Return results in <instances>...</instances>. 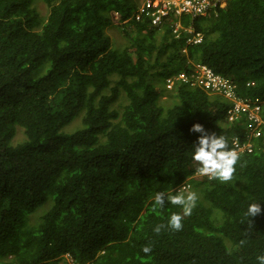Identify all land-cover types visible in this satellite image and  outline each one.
Masks as SVG:
<instances>
[{
  "label": "trees",
  "instance_id": "trees-1",
  "mask_svg": "<svg viewBox=\"0 0 264 264\" xmlns=\"http://www.w3.org/2000/svg\"><path fill=\"white\" fill-rule=\"evenodd\" d=\"M137 5L0 0V264H67L64 253L80 264H259L264 158L239 157L229 181L201 175L194 143L225 136L223 103L164 81L202 62L264 100V0L183 17L202 34L193 44L171 34V20L134 21ZM186 179L190 215L167 199L153 208L157 192L180 193ZM254 202L261 212L249 218ZM173 213L180 230L167 224Z\"/></svg>",
  "mask_w": 264,
  "mask_h": 264
},
{
  "label": "clouds",
  "instance_id": "clouds-1",
  "mask_svg": "<svg viewBox=\"0 0 264 264\" xmlns=\"http://www.w3.org/2000/svg\"><path fill=\"white\" fill-rule=\"evenodd\" d=\"M231 1L232 0H227L224 6ZM139 2L140 1L138 0V4ZM222 7H218L217 11ZM217 11L211 13L210 15H216ZM113 14L114 18L116 19L118 17V14L116 12H113ZM168 20H171L169 25L171 34L175 38H178L172 32L171 28V24H173L174 21L172 19ZM125 21L123 22L125 23ZM164 25L165 22L160 26L152 27L161 28ZM179 33L180 35L181 33H185L186 37L188 36L187 32L183 29H181ZM196 33L201 36L202 40V34L200 32H196L193 29V34ZM186 37L185 44L194 43H187ZM201 40L195 43H200ZM181 51L186 52L185 45L183 46ZM187 63V70H181L170 74L165 78L164 85L168 90L172 92L177 91V88L181 85L180 83L187 84L190 88L198 87L206 94H208L211 100L215 99L220 103H223L225 121V126L223 125V127L225 129L227 128L225 136H218L215 133H205L198 136L197 141L194 143L192 159L199 163L197 171L201 175H207L208 180L215 178L219 179L220 181H229L232 179V175L235 171L234 166L239 157H242L243 155H249L264 158V100L259 101L254 99L252 96L241 95L235 83H233L231 79L215 72L210 66L205 63ZM202 66L208 68L213 73V76L225 80L227 82L226 87H222L221 85H214L213 81L206 80L205 76L199 74L198 69ZM181 73L185 74L184 79L180 77ZM173 96H175V93L173 94ZM249 113L255 114L258 117V121H253L249 117ZM192 130L197 132H204V129L200 124H193ZM187 181L188 179L177 186V190L181 191L180 193L172 194L171 192H157L154 196L153 208L155 209L158 207H162L165 200L167 199L172 204L182 206L183 216L190 215L197 196L195 192H188L186 195L183 193L189 188V184L187 183ZM260 212V204L258 202H254L248 204L245 215L250 218L256 216ZM181 221L182 215L173 213L168 218L167 224L173 230H180L182 228ZM160 228L161 226L158 225L156 226L154 231L159 232ZM142 251L147 254L150 253L151 248L150 246H144L142 248ZM63 259L67 264H80L77 261H74L72 256H70L68 253L63 254ZM257 261L259 262V264H264V254L258 255Z\"/></svg>",
  "mask_w": 264,
  "mask_h": 264
},
{
  "label": "built area",
  "instance_id": "built-area-1",
  "mask_svg": "<svg viewBox=\"0 0 264 264\" xmlns=\"http://www.w3.org/2000/svg\"><path fill=\"white\" fill-rule=\"evenodd\" d=\"M139 4L133 13L135 21L146 20L148 25L160 26L168 19L174 21L171 24L172 32L177 37H181L180 30L187 32V43H195L201 40V36L193 34V28L190 25H184L182 18L185 16L190 19L197 17L209 16L217 11L218 7L224 6L227 0H139ZM199 74L205 76L206 80L213 81L214 85L226 87L227 82L219 77L213 76V73L206 67L202 66L198 69ZM181 78H185V74H180ZM229 86V85H228ZM246 105V104H245ZM258 108V107H256ZM249 117L253 121H258V117L249 113Z\"/></svg>",
  "mask_w": 264,
  "mask_h": 264
},
{
  "label": "rangeland",
  "instance_id": "rangeland-1",
  "mask_svg": "<svg viewBox=\"0 0 264 264\" xmlns=\"http://www.w3.org/2000/svg\"><path fill=\"white\" fill-rule=\"evenodd\" d=\"M38 9L42 12V13H47L48 10H47V7L45 5V3L43 1H39L38 3ZM112 28V29H111ZM111 29V30H110ZM118 29H116V27H108V31L112 37V39H114L117 43L119 41H122L120 39V34L118 35ZM172 97H174L175 99H177L175 96L172 95ZM167 97L166 96H163V99H166ZM79 122H80V117L77 116L76 118H74L65 128L64 130L66 132H70L72 129H74L75 127H77L79 125ZM24 133H23V130L22 128H18V131H17V134L14 138V141L17 142V141H20L24 138Z\"/></svg>",
  "mask_w": 264,
  "mask_h": 264
}]
</instances>
